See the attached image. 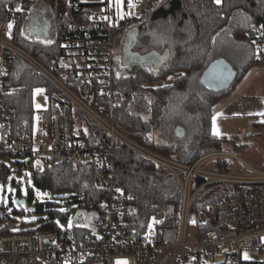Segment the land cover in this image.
<instances>
[{
    "label": "trees",
    "instance_id": "obj_1",
    "mask_svg": "<svg viewBox=\"0 0 264 264\" xmlns=\"http://www.w3.org/2000/svg\"><path fill=\"white\" fill-rule=\"evenodd\" d=\"M36 2L0 0V32L10 10H16L7 36L79 91L77 72L82 68L83 58L89 50L68 51L63 46V35L76 26L78 29L84 27L86 31L91 29L96 36L91 15L99 3L95 0H57L56 39L52 44H45L26 37V28ZM73 3L80 4L79 11L72 8ZM134 13L126 15L118 26H112L114 43L121 33V38L125 40L126 34L132 30L142 31L141 42L151 49L170 52V59L159 70L140 68L134 75L116 81L114 108L117 129L140 145L187 165H194L215 153L227 152V144L235 141L237 136L229 139L216 135L214 117L217 106L233 95L245 76L254 67L264 65L254 43L258 31L264 28V0H220L219 3L216 0H149ZM218 61L228 64L236 74L226 89L216 90L203 81L206 71ZM7 84L12 88L3 99L4 110L12 115L8 134L18 142L27 145L36 143L33 94L37 88H44L49 97L50 105L44 112L48 127L54 115L67 113L74 117L73 126L82 134L89 135L91 141L106 138V133L96 123L66 100L27 62L12 59ZM178 129L184 130L183 136ZM253 129L264 134L261 124L254 123ZM160 135L168 142L155 140ZM240 146L235 144V149ZM115 164L116 183L125 191L130 209L127 214L129 223L144 230L151 227V220L155 219L157 227H177L182 200L177 178L120 143L116 145ZM28 168L39 190L72 198L79 204L81 213L101 210L105 194L97 187L101 171L96 166L75 165L65 156H57L53 164H30ZM233 168L228 159L213 162L215 171L230 173ZM8 171V166L4 164L0 178ZM197 182L202 185L205 180L197 179ZM257 187V184L227 182L207 184L193 202V214L200 215L210 205L243 199ZM34 199L31 193L27 202L31 211L49 216L37 229L60 230L56 222L60 214L57 205L38 201L34 204ZM17 207L15 204L14 215L27 210L20 207L19 211ZM15 220L3 226L0 234L10 233L15 227ZM18 227H21L20 231L27 229L25 224Z\"/></svg>",
    "mask_w": 264,
    "mask_h": 264
},
{
    "label": "built area",
    "instance_id": "obj_2",
    "mask_svg": "<svg viewBox=\"0 0 264 264\" xmlns=\"http://www.w3.org/2000/svg\"><path fill=\"white\" fill-rule=\"evenodd\" d=\"M146 4L149 0H95L91 29L73 26L63 35V46L70 52L88 49L83 66L77 72L79 91L49 70L28 51L7 36L16 10H10L0 32V174L4 159L17 158L22 167L53 164L65 156L73 164H92L101 171L97 187L105 194L101 210L87 225L79 224L82 212L58 231L25 229L0 234V264H250L262 261L264 255V176L239 175L237 163L244 161L234 154L215 153L194 165H187L140 145L115 125L114 89L119 79L115 60L112 26H118L128 13L127 3ZM72 8L80 10L79 3ZM140 9V8H139ZM138 9V10H139ZM126 33L124 32L123 35ZM255 46L264 60V28L258 31ZM13 58L21 59L45 77L71 104L80 109L105 133V139L91 141L73 126L74 117L64 113L53 116L48 137L27 145L9 132L11 113L4 110L3 99L11 93L7 84ZM256 123L263 126L264 117ZM120 143L158 168L171 172L182 190L180 219L177 227L162 228L156 224L140 230L128 220L125 191L116 183V145ZM214 157V158H213ZM228 159L234 171L223 173L205 168L206 161ZM245 164V163H244ZM246 165V164H245ZM197 179L205 180L198 185ZM216 182L257 184L243 199L210 205L200 215L192 211L199 191ZM119 190V191H118ZM14 209L0 205V223L12 222ZM244 253L249 257L245 258ZM264 262V261H262Z\"/></svg>",
    "mask_w": 264,
    "mask_h": 264
},
{
    "label": "rangeland",
    "instance_id": "obj_3",
    "mask_svg": "<svg viewBox=\"0 0 264 264\" xmlns=\"http://www.w3.org/2000/svg\"><path fill=\"white\" fill-rule=\"evenodd\" d=\"M56 1L57 0H37L32 11V18L30 20V32H26L27 38L33 40L37 39L45 44H52L55 41L58 21L56 18ZM143 5L144 2H135L134 4H131V2L128 1L127 3L129 11H137ZM146 30L147 29L145 28V31ZM121 37L122 33L119 35L117 42H115L114 50L115 60L117 63V74L119 78L132 76L135 74L134 72H138L140 69V67L137 68L132 66L133 69H131V67L122 65V61L120 63V60L118 63L117 56H119L120 51H122L124 47V38L122 39ZM157 38L159 37L157 36ZM257 68H261L263 73L255 75L253 73L255 69H253L252 74L251 72L248 73L251 75L245 76V79L236 86L233 95L237 93V95L241 96L242 98L264 96V65L258 66ZM37 89H42L43 91L37 93ZM37 89L33 94L34 108L36 110L34 116V140L36 143H39L41 139L48 137V123L44 112L48 110L50 102L46 90L44 88ZM238 90L240 91L238 92ZM37 104H39L41 107L37 108ZM261 117H264V114L257 116L255 120ZM247 120L248 123L245 124V121ZM220 124L222 126L221 130L215 126L214 119L213 130L216 135L220 137L227 136L229 139H234L235 135H238V137L235 138V141L227 144V152H224L234 154L243 159L247 167L244 163L238 162L237 167H239V169H237L236 172H239V174L242 175H247L248 177L264 176V134L259 132V130L253 129V124L251 125L249 123V118H222L220 120ZM155 140L168 142V140L162 136L156 137ZM235 144L242 146L239 148L237 147L238 149H235ZM213 158H209L206 161V169L214 170L213 162L216 159ZM2 161L6 166H8L9 171L4 177L0 178V205L4 204L5 206H8L12 212V210L15 208L16 200L19 199L29 202L30 195L33 193L35 198L33 202L34 204L38 201L40 203H55L57 205L56 208L60 214L57 217L56 222L61 228L69 226V221H71V226L73 225V220L76 218L79 212H81V208L78 203H75L72 198H68L66 195H52L39 190V188L34 184L30 168H21V166L18 164L19 160L17 158L4 159ZM233 171L234 169H232V172ZM17 208L19 211L22 209L20 206ZM61 209H63V211H61ZM48 218V214L31 211V206H29L25 213L13 215V219L16 220L15 227L12 228V232L19 231L21 227H18V225L20 224H25L27 229H37ZM93 219L94 214L84 213L78 220V223H85L89 225ZM155 221V219L151 220L152 226H154L156 223ZM2 227L3 226L0 223V229ZM245 256L248 258L249 254L244 253V257ZM260 256L261 260L264 261V255Z\"/></svg>",
    "mask_w": 264,
    "mask_h": 264
},
{
    "label": "water",
    "instance_id": "obj_4",
    "mask_svg": "<svg viewBox=\"0 0 264 264\" xmlns=\"http://www.w3.org/2000/svg\"><path fill=\"white\" fill-rule=\"evenodd\" d=\"M141 34L138 30H132L128 34H126V38L124 40V56H123V65L125 66H132L134 63L139 62L135 60V56L130 54V50L138 43V39ZM152 58V55L149 56L147 59L148 61H144V63H149ZM159 59V58H158ZM170 59V52H167L163 55V58L159 59L158 66H155V70H159L162 67V64L165 60ZM158 63V61H155ZM236 74L232 67L226 64L223 61L214 62L210 68L206 71L203 77V81L210 87L220 90L228 88L233 80L235 79ZM178 133L180 136L184 135L183 129H178ZM16 206H20L23 208H28L27 201L25 200H16ZM79 212L78 215H80ZM77 217L74 219L76 220Z\"/></svg>",
    "mask_w": 264,
    "mask_h": 264
},
{
    "label": "crops",
    "instance_id": "obj_5",
    "mask_svg": "<svg viewBox=\"0 0 264 264\" xmlns=\"http://www.w3.org/2000/svg\"><path fill=\"white\" fill-rule=\"evenodd\" d=\"M77 60H79V58H77ZM257 67L253 68L255 69L253 73L255 75L263 73L261 71V68H257ZM253 69L250 71L251 74H252ZM251 74H248V75H251ZM239 91L240 90H238V92ZM262 114H264V96L242 98L241 96L237 95V93H235L230 98L222 101L217 106L216 114L214 117L215 126H217L221 130L222 126L220 124V120L222 118H237V117L238 118H249V123L252 125L256 123V120H258V118L255 120V118ZM247 123H248V120L245 121V124ZM235 136L238 137V135H235ZM237 169H239V167H237ZM239 175H242V174H239Z\"/></svg>",
    "mask_w": 264,
    "mask_h": 264
},
{
    "label": "flooded vegetation",
    "instance_id": "obj_6",
    "mask_svg": "<svg viewBox=\"0 0 264 264\" xmlns=\"http://www.w3.org/2000/svg\"><path fill=\"white\" fill-rule=\"evenodd\" d=\"M29 28H30V23L27 25V28H26V32L29 31ZM30 32V31H29ZM142 31H140V34H141ZM142 35V34H141ZM168 51H165V50H156V49H151L150 47H146L140 40V37L138 39V43L130 50V54L131 55H134L135 56V60L139 61V62H136L134 63L132 66L133 67H140V68H150V69H153L155 70V66H158V64L161 62H159V59L163 58V55L165 53H167ZM152 55V58L151 60H149L150 62L149 63H144V61H148V57ZM123 56H124V47L122 49V51H120L119 53V56H117L118 58V63H119V60H120V63L122 61V65H123ZM159 58V59H158ZM169 59L165 60L162 64L165 65L167 64ZM155 61H158L155 62ZM132 66H128V67H131Z\"/></svg>",
    "mask_w": 264,
    "mask_h": 264
},
{
    "label": "snow or ice",
    "instance_id": "obj_7",
    "mask_svg": "<svg viewBox=\"0 0 264 264\" xmlns=\"http://www.w3.org/2000/svg\"><path fill=\"white\" fill-rule=\"evenodd\" d=\"M119 2H120V0H117V3H119ZM216 2L219 3L220 0H216ZM18 10H19V9H18ZM8 27H9V29H11V28H12V24H9ZM41 91H43V90H42V89H37V90H36L37 93H39V92H41ZM36 107H37V108H40L41 106H40L39 104H37ZM118 191H119V190H118ZM40 195H43V194H40ZM61 211H63V209H61ZM69 226H71V221H69ZM245 258H247V257L245 256ZM117 264H120V262H117Z\"/></svg>",
    "mask_w": 264,
    "mask_h": 264
}]
</instances>
